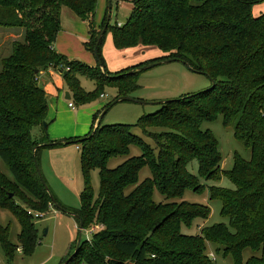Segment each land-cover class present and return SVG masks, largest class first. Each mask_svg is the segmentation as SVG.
I'll return each instance as SVG.
<instances>
[{"label":"trees","instance_id":"obj_1","mask_svg":"<svg viewBox=\"0 0 264 264\" xmlns=\"http://www.w3.org/2000/svg\"><path fill=\"white\" fill-rule=\"evenodd\" d=\"M96 2L0 0V27L23 31L22 38L0 56V157L12 174L9 179L0 171V207L9 209L22 224L23 250L17 251L30 254L38 232L33 216L16 204L20 198L34 212L48 213L56 207L64 214L79 215L75 219L79 226L82 221L83 230L93 222L102 227L81 241L68 264H216L207 252L209 244L216 246L217 254L232 255L234 264H243L247 249L253 254L246 264H264V14L253 15V8L264 0H136L126 23L108 24L105 34L111 30L118 50L156 47L164 56L115 75L106 71L101 53L105 34L98 46L97 68L70 61L55 49L62 30L61 11L66 7L88 25L90 40L84 45L95 53L107 25L106 16L101 31L97 28ZM169 59L207 76L211 87L159 105L158 111L142 116L135 125H102L101 121L94 129L96 114L82 140H33L32 128L46 123L49 110L47 95L38 83L41 72L58 68L75 101L83 105L105 87L118 89L119 97L129 96L138 87L141 67ZM81 76L96 83L94 92L80 93ZM219 116L251 150L249 160L235 153L231 170L222 169L218 141L202 127ZM134 127L155 147L132 134ZM153 127L166 131L148 132ZM76 143L83 144L85 177L80 210L61 204L44 188L34 162L35 156L40 166L45 149ZM132 146L141 149L140 156L128 157L115 169L107 167L109 159L129 156ZM193 162L198 175L190 170ZM146 167L151 177L140 182L139 173ZM96 169L100 172L98 198L90 185V173ZM223 177L234 188L212 185L209 192L212 200L222 203L220 213L228 224L203 227L196 235L184 233L183 227L190 229L197 219L211 216L209 207L185 201V190L202 193L206 185H199V179L219 182ZM129 186L134 189L126 193ZM155 190L163 196L162 202L153 200ZM140 225L145 229L136 230ZM8 234L0 225L1 247L12 258L16 249Z\"/></svg>","mask_w":264,"mask_h":264},{"label":"rangeland","instance_id":"obj_2","mask_svg":"<svg viewBox=\"0 0 264 264\" xmlns=\"http://www.w3.org/2000/svg\"><path fill=\"white\" fill-rule=\"evenodd\" d=\"M135 2L136 0H112V7L109 11V0H97L96 24L100 28L99 31L102 29L103 21L106 16L108 22V15H110L108 24L111 27L126 23L134 6H136ZM137 6L139 5L137 4ZM67 10L72 18L77 19V28L76 31L73 32V35H76L77 38L74 39L70 37L72 34L69 32L68 24H66V29L69 33L64 35L66 30L62 22L64 31L56 37L62 36V39H65V41L61 42V51H59L58 48V52L70 61H79L92 68H97L98 62L95 53L87 50L84 45L90 40L88 25L69 8H67ZM260 12L264 14V3L256 5L253 8L254 16L260 15ZM22 34L23 31L18 29L0 27V56L6 55L10 50L11 44L16 40H20ZM101 53L105 60V69L112 75L138 65L141 62L143 63L147 59L152 58L148 61L149 63L159 60L158 58L164 56L163 52L156 47L138 46L128 50H118L114 46L110 29L103 39ZM79 80V86L82 89L80 93L89 94L95 91L96 83L92 79L87 76H81ZM136 80L138 87L131 91L128 97L134 100L148 102L177 100L185 96H193L194 94L210 88L212 84L207 76L190 71L180 62L163 63L154 68L141 71ZM45 82L47 84H45ZM39 86L45 91L49 105L46 120L47 127L44 125L34 126L31 130L33 140L40 143L46 139L50 141H77L84 139L86 135L82 134V125L86 122L91 128L94 116L99 114L94 126L95 129L107 105L117 100V98H119L118 95L121 94L116 88L105 87L98 92L95 96L96 99L90 103L83 105L78 104L73 94L71 99L68 100L66 99V93H70L71 90L65 81L63 73L60 72L58 68L46 71L45 75L42 77L41 85ZM69 103H72L75 108L72 109ZM159 109V105H141L128 101L120 102L110 109L103 117L102 125H135L142 116L154 113ZM202 127L204 130H210L218 141V150L223 158L221 163L223 170L232 169L235 153H238L245 160L251 158V150L235 138L234 129L232 127L224 126L222 116H219L213 122H205ZM163 131H166V129L156 127L148 129V132L152 133H161ZM131 133L144 139L152 147H155L153 141L147 137V135H144L140 128H132ZM49 134H51V137ZM45 150H57L52 151V153L57 154L55 158L61 155L60 157L64 162V165L61 167V173L67 177L66 179H54L51 174H48L47 171L44 170V167L41 169L52 194L66 207L73 210H80L81 197L85 189V177L81 164L83 144H65L56 149L48 148ZM140 155L141 149L137 146H132L129 156L113 157L109 159L107 167L109 169H115L128 159V157H138ZM190 170L192 174L198 175L197 162L192 163ZM0 171L9 179H12V174L1 157ZM148 177H151L150 169L148 167L143 168L139 173L140 182ZM202 184L206 185L205 191L197 193L191 189H186L184 192V200L191 204L209 207L211 209V216L208 220L197 219L193 222L190 229L183 227L182 231L189 235L198 234L201 229L206 226L218 223L228 224V220L223 218L220 213L222 203L219 200H212L210 198L209 187L217 185L219 187L233 189V184L226 177H223L219 182L199 179V185ZM90 185L95 192V196L98 198V194L100 193L99 170L96 169L90 173ZM133 189L134 186H129L126 188V193L131 192ZM153 200L159 203L162 202L164 198L155 190ZM15 202L24 211L32 210L31 207L20 198H16ZM175 202L180 203V200H176ZM31 222L35 224L38 230L37 244L30 254H26L20 252V249L23 250V246L19 241V235L22 231L21 222L9 209L0 207V225L9 230L8 241L16 249L13 253V257L8 258L0 244V264H61L62 261L69 258L75 252L76 241L80 236V230L79 227L76 229L75 226H77V221L73 216L64 214L54 207L45 217L40 219H35L33 217ZM101 228L102 227L99 226L97 222H93L87 230L81 232V239L83 241L89 240L92 233ZM135 229L142 231L145 229V225L137 226ZM17 248L20 249L17 251ZM215 248V245L209 244L207 252L211 258L216 259V264H234L232 255L225 257L222 253L217 254ZM252 254L253 252L250 249L243 252V264H246L247 259Z\"/></svg>","mask_w":264,"mask_h":264},{"label":"crops","instance_id":"obj_3","mask_svg":"<svg viewBox=\"0 0 264 264\" xmlns=\"http://www.w3.org/2000/svg\"><path fill=\"white\" fill-rule=\"evenodd\" d=\"M262 13L263 12H260V15ZM62 22H63L64 29L66 30L64 32V35H67L70 32L72 34L70 37L76 39L77 36L76 35H73V32H75L76 31V28H77V26H76L77 19L72 18L71 14L68 12V10H67L66 7L62 8V11H61V27H62V30L58 33L59 35H60V33H63V31H64L63 30V26H62ZM66 24H68L69 32L66 29ZM97 27H98V25H97ZM58 34H57V36H58ZM89 38H90V35H89ZM56 39H57V47H56V40H55V49L57 50L59 48L58 50L61 51L60 44H61L62 41H65V39H62V36L56 37ZM125 50H128V49H125ZM151 59L152 58L147 59L144 62H147V61H149ZM44 75H45V72H41V74L39 75V79H38L39 85H41L42 77ZM45 84H47V83L45 82ZM69 94H70V96H72V93L71 92ZM74 108H75V106H74ZM74 108H72V109H74ZM82 126H83V127H81L82 134H85V135L89 134V132L91 131L92 127L90 128V126L88 124H86V122ZM49 135L51 137V134H49ZM53 149H56V148H53ZM52 151H57V150H43L41 152V154H40V168L42 169L44 167V170L47 171L48 174H51L54 179H58V178H64V179H66L67 178L66 175H63L61 173V170H62L61 167L64 165V162H63V160L60 157L61 155H58L55 158V155H57V154H53ZM57 153H59V152H57ZM76 225L77 226H75V227L77 229L79 226H78L77 223H76Z\"/></svg>","mask_w":264,"mask_h":264},{"label":"water","instance_id":"obj_4","mask_svg":"<svg viewBox=\"0 0 264 264\" xmlns=\"http://www.w3.org/2000/svg\"><path fill=\"white\" fill-rule=\"evenodd\" d=\"M111 7H112L111 0H109V4H108V9H109V11L111 10ZM109 19H110V15H108V22H109ZM108 22H107V25L102 29V31H101V33H100V36H99V39H98V42H97V44H96V46H95V55H96V57H97V62H99L98 55H97V53H98V46H99V43H100V41H101L103 35L105 34V32H106V30H107ZM171 62H176V59H169V60H165V61H161V62L150 63V64H148V65H145V66L141 67L140 70H141V71H144V70H147V69L154 68V67H156V66H158V65H161V64H163V63H171ZM190 70H191V69H190ZM213 86H214V83H213ZM66 98H67L68 100L71 99V96H70L69 92L66 93ZM178 100H179V99H177V100H169V101H155V102H148V101H142V100H134V99H132V98H130V97H128V96H121V97H119L117 100H115L114 102H112V104H111L109 107H107V108L103 111L100 120L97 122V126H96V128L100 125V123H101L103 117L107 114V112H108L110 109H112L115 105H117L118 103H120V102H126V101H128V102H135V103H138V104H141V105H163V104H165V103L173 102V101H178ZM44 126L47 127V124L44 123ZM96 128H95V129H96ZM38 147H39V146H38ZM34 162H35V166H36V171H37V173H38V176H39V178H40V180H41V182H42L44 188H45L48 192H50V188H49V186L47 185V183H46V181H45V179H44V176H43V174H42L41 168H40V166H39V164H38L37 159H36L35 156H34ZM11 196L13 197V194H11ZM51 198H52V200H53V202H54L55 199L53 198V196H51ZM72 216H74V217L80 219V216H79V215L72 214ZM79 229H80V236H79V238H78V240H77V247H76V250H75V252H74V253H73V254H72V255H71V256L65 261L64 264H68V263H69V262H70V261L76 256V254H77L78 251H79V247H80V244H81V241H82V239H81V232H82V230H83V224H82V221L80 222ZM45 233H46V232H45Z\"/></svg>","mask_w":264,"mask_h":264},{"label":"built area","instance_id":"obj_5","mask_svg":"<svg viewBox=\"0 0 264 264\" xmlns=\"http://www.w3.org/2000/svg\"><path fill=\"white\" fill-rule=\"evenodd\" d=\"M69 106L74 108V105L72 103H69ZM52 209H53V207L51 208V210ZM27 212H28L29 215H32L35 219H40V218H43V217H45L47 215V213L34 212L32 210H28Z\"/></svg>","mask_w":264,"mask_h":264}]
</instances>
